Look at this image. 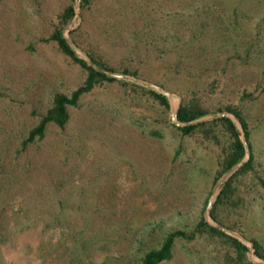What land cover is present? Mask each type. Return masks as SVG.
<instances>
[{
  "label": "rangeland",
  "instance_id": "obj_1",
  "mask_svg": "<svg viewBox=\"0 0 264 264\" xmlns=\"http://www.w3.org/2000/svg\"><path fill=\"white\" fill-rule=\"evenodd\" d=\"M68 3L62 33L76 53L126 83L95 84L68 105L63 128L49 122L23 145L53 93L86 76L48 39ZM146 88L168 92L169 106ZM189 99L207 108L202 120L237 106L250 130L254 166L220 221L207 207L228 170L215 178L220 143L173 121ZM201 215L244 236L245 256L205 230L175 237L155 264H264L249 248L257 239L264 254V0H0V264H142Z\"/></svg>",
  "mask_w": 264,
  "mask_h": 264
},
{
  "label": "trees",
  "instance_id": "obj_2",
  "mask_svg": "<svg viewBox=\"0 0 264 264\" xmlns=\"http://www.w3.org/2000/svg\"><path fill=\"white\" fill-rule=\"evenodd\" d=\"M90 0H80V5H86ZM75 13V7L72 3H68L64 9L59 13V24L56 25L48 36V39H53L57 43L58 47L63 53L68 55L73 61L77 62L80 66L86 69V76L84 80L76 86L70 93L62 91H55L52 95L51 103L46 108L45 112L41 115L35 125H33L27 133V136L22 139V144L27 142L41 139L44 134L46 127L49 122H53L59 127L63 128L69 117L68 105H77L79 99L83 93L89 91L95 84L100 83L104 80L111 81L119 79L121 82L126 81L121 78L103 72L94 68L92 65L87 63L86 59L79 56L74 48L69 44L66 37L62 33V27L69 22ZM91 59L100 67L114 70L113 67L107 65L96 56L90 54ZM123 72H130L127 68L122 70ZM131 73V72H130ZM146 91L152 94L157 100L165 107L169 106L167 96L157 90L146 88ZM226 110L233 112L235 116L241 122L244 135L249 144L250 155L221 185L220 189L213 201V204L209 210L210 216L216 220H219L218 207L220 205L228 206L231 201L234 200V194L236 189L235 180L242 174L248 173L254 166V155L252 152V142L250 139V130L248 123L237 106L227 104L225 105ZM221 110V109H218ZM208 112L207 108L202 106L195 100L181 101L177 108L176 118L179 121L187 122L196 119ZM177 128L181 134H191L193 132H200L206 138H214L220 143L221 157L219 159V168L215 178L229 169L232 165L237 163L245 156V146L241 138V131L238 128L236 122L229 115L217 116L208 120H199L195 122L178 125ZM177 151H175L176 153ZM215 232L226 236L229 241L236 247L238 255L245 256V250L247 246L238 238L231 236L216 226L208 224L203 215L197 221L195 230L187 233L182 229H174L169 231L161 244L156 248H150L146 250L142 256V264H155L156 262L169 258L172 254V246L174 238L177 236L192 237L195 231L204 232ZM254 253L259 257H264L262 253V246L257 239L252 238Z\"/></svg>",
  "mask_w": 264,
  "mask_h": 264
},
{
  "label": "water",
  "instance_id": "obj_3",
  "mask_svg": "<svg viewBox=\"0 0 264 264\" xmlns=\"http://www.w3.org/2000/svg\"><path fill=\"white\" fill-rule=\"evenodd\" d=\"M67 39V38H66ZM67 41L69 42V44L71 46H73L75 49L78 50V47L75 43H73L71 40L67 39ZM83 57L86 59L87 63H89L90 65H92L94 68L98 69V70H101L103 72H106L108 74H111L113 75L114 73L111 72V71H108L102 67H100L99 65H97L87 54H83ZM161 92H163L164 94H168V92L164 91L161 89ZM179 106V104H178ZM177 106V108H178ZM177 108L173 111L172 113V116H173V121L176 123V124H179V125H183V124H186V123H190V122H195V121H199V120H202V118H196V119H193V120H190V121H187V122H182V121H178L177 118H176V113H177ZM228 113H232L234 116L235 114L233 112H230L228 110H225V111H218V112H215L213 114L210 115V117H217V116H222V115H228ZM236 117V116H235ZM236 119L238 120L239 124H240V131H241V138H242V141L244 142V146H245V154L246 156H244L241 160H239L237 163H235L234 165H232L216 182V187L221 185L245 160L248 159L249 157V147H248V142L246 140V137L244 135V132H243V128H242V125H241V122L239 121V119L236 117ZM213 202V199L212 198H209L208 200V204H207V207H209L211 205V203ZM219 228L225 230V231H229L228 228L224 227V226H221V225H217ZM235 235L239 236L241 238V240L243 242H247L248 240L240 235V234H236L234 233ZM253 247V243L251 242L250 245H249V248L252 249Z\"/></svg>",
  "mask_w": 264,
  "mask_h": 264
}]
</instances>
